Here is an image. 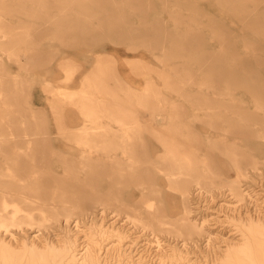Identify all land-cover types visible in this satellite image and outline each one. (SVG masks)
I'll return each mask as SVG.
<instances>
[{"label":"bare ground","instance_id":"obj_1","mask_svg":"<svg viewBox=\"0 0 264 264\" xmlns=\"http://www.w3.org/2000/svg\"><path fill=\"white\" fill-rule=\"evenodd\" d=\"M95 1L113 3L114 32L139 37L134 18L144 22L142 38L128 45L162 48L165 58L158 57L173 63L161 75L167 89L147 82L144 97L126 109L107 107L104 93L83 86L104 72L100 58L78 92L48 86L55 99L62 95L77 106L78 126L66 125L60 113L57 130L29 133L10 126L5 107L0 264H264V43L250 34L264 19L238 32L228 22L254 17L252 0H216L225 6L209 23L203 17L212 3L192 0L196 16L172 12L175 33L157 14L134 7L142 0ZM59 12L70 16L75 9ZM0 42L10 43L6 33ZM20 52L8 56L20 61ZM132 65L144 76L153 70L139 60ZM62 67L70 82L77 66ZM120 76L101 75L106 82ZM219 202L237 233L215 232L207 209Z\"/></svg>","mask_w":264,"mask_h":264},{"label":"rangeland","instance_id":"obj_2","mask_svg":"<svg viewBox=\"0 0 264 264\" xmlns=\"http://www.w3.org/2000/svg\"><path fill=\"white\" fill-rule=\"evenodd\" d=\"M191 1L158 0L154 3V0H142L136 2L134 7L148 9L151 13L150 18L154 13L157 14L158 17H161L162 23L175 33L178 25L172 12L182 11L184 14L196 16L198 11L191 7ZM198 1L205 6L212 3V6L206 7L207 12L203 17L205 23H209L212 17H220L225 4H231L233 0H224L222 2L225 3L224 5L221 2L218 4L216 0ZM250 3L254 17L247 20L231 16L229 18L228 22L235 27L236 32L247 31L245 25L250 24L252 20L263 22L264 0H252ZM256 4L259 5L256 6ZM124 5L126 4L124 3ZM113 6L111 1L95 0L85 2L0 0V34L6 33L10 42L9 46L0 42V91L4 92L0 95V99L9 100L5 103L0 102V109L2 110L0 114L7 110L5 107L10 108L9 112L12 115L10 126L13 125L16 129L29 133L35 130L54 131L58 129L60 124L55 115L60 113L63 115L62 122L66 125L78 126L82 122V118L77 106L66 99L64 100L62 95L59 97L60 100L55 99L57 97H54V93L49 91L48 88L50 87L48 86L52 85L57 89L78 92L83 85L81 84L82 78L89 73L94 63L100 58L104 59L101 64L104 72L101 73L98 69L94 79L89 80L90 82L83 86L95 88L100 91V94L104 93L107 107L114 104V106H121V108L126 109L134 103L135 99L144 97L147 82L155 83L160 92L167 89L165 86L167 80L161 75L165 72L168 75L173 63L168 60L163 62L165 54L161 47L151 51L142 46L134 50L128 45L129 40L139 41V38H142L144 22L140 18H134V24L138 25L140 29L138 32H141L139 37L130 35L126 30L112 31V26L118 21L113 15ZM59 7L75 9V12H71L70 16H64L59 12ZM85 8H89L88 13L84 10ZM226 8H231V6ZM78 17L83 19L78 20ZM198 26L201 27L203 24L195 26L197 32L199 31ZM205 27L208 28L206 24ZM90 32L94 34V38L91 42H87L84 40L85 35ZM181 34L183 35V33ZM250 34L254 40H259L261 44L264 43V27L250 28ZM131 36L135 38L131 39ZM165 44L170 46L169 40H166ZM219 47L218 43L216 49ZM16 51H21L20 61L8 56L9 52L14 53ZM34 55L37 59L33 61L31 58ZM159 55L163 59H160ZM112 56L118 61L117 63L112 60L113 64L110 63L109 60ZM138 60L147 63L153 69L147 76H144L142 71H133L132 63ZM68 63L77 67L73 79L70 82H65V71L62 65ZM175 65H178V62H175ZM187 70L189 69L186 64L183 82H187ZM115 73L121 74L122 79L116 81L110 78L106 82L101 77L102 74L112 75ZM205 76L206 74L200 72L197 81H204ZM177 78L178 81L182 82V77L178 76ZM171 94V96H176L177 92L171 91ZM51 101H54V105H59V107H53ZM139 111L143 113L145 110L140 108ZM6 129H9L7 125L1 127V131H3L0 132L2 135L0 138H4L3 133ZM219 205L220 202L207 209L210 213L209 218L213 219L211 222L214 225H212L217 227L215 232L221 230L227 234L237 233L236 225L226 219L224 205L220 207Z\"/></svg>","mask_w":264,"mask_h":264}]
</instances>
